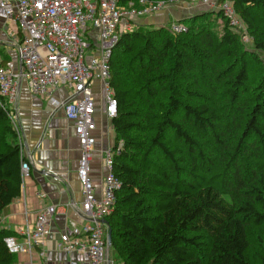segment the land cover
<instances>
[{
    "label": "trees",
    "instance_id": "1",
    "mask_svg": "<svg viewBox=\"0 0 264 264\" xmlns=\"http://www.w3.org/2000/svg\"><path fill=\"white\" fill-rule=\"evenodd\" d=\"M230 2L252 49L206 10L178 22L186 33L140 24L113 50V261L264 264V0ZM23 159L0 97V218L22 194ZM13 235L0 230V264H16Z\"/></svg>",
    "mask_w": 264,
    "mask_h": 264
},
{
    "label": "built area",
    "instance_id": "2",
    "mask_svg": "<svg viewBox=\"0 0 264 264\" xmlns=\"http://www.w3.org/2000/svg\"><path fill=\"white\" fill-rule=\"evenodd\" d=\"M198 3L208 10H219L231 27L242 31L245 43L250 37L245 24L237 15L230 0H170L150 2L131 0H0V19L5 21L9 34L8 43L14 47L15 61L0 66V97L4 106L10 107L19 97L23 81L31 94L53 102L64 109L66 117L74 125L81 143L79 179L82 184L83 226L72 223L60 235L58 249L65 253L78 252L88 264H111L107 242L108 227L102 223L110 216L116 205L122 182L113 173V159L118 149H111L105 157L108 174L104 178L103 193L98 197L90 177L91 161L96 145L93 135L97 129L96 103L93 98V83L101 82L103 110L113 120L118 112L116 93L112 86L113 50L119 37L131 33L142 19L159 15L166 9L182 4ZM92 27L87 26V22ZM174 34L186 33L182 23L172 22ZM61 87H69L70 96L61 102L55 94ZM14 125V124H13ZM23 180L30 178V163L22 153ZM26 159V160H25ZM56 206H50L36 216V225L26 234V242L7 237L5 242L13 254L34 252L45 259L46 239L52 232Z\"/></svg>",
    "mask_w": 264,
    "mask_h": 264
},
{
    "label": "crops",
    "instance_id": "3",
    "mask_svg": "<svg viewBox=\"0 0 264 264\" xmlns=\"http://www.w3.org/2000/svg\"><path fill=\"white\" fill-rule=\"evenodd\" d=\"M191 6L193 4L184 3L180 7L166 9L159 15L142 19L140 24L160 25L171 19L191 17L194 11L204 12L206 9L204 5ZM4 26L5 21L0 19V60L15 61L16 51L8 43L9 34ZM92 90L96 103L97 129L93 133L96 145L90 177L96 195L101 197L104 178L108 174L105 157L114 148L116 134L112 120L108 119L103 110L99 80L94 81ZM69 96V87H61L55 94V100L61 102ZM11 109L18 144L30 163L31 176L24 180L21 196L4 209L0 218V230L13 233L11 237L25 243V234L35 228L37 214L47 207H57L52 232L44 247L45 259L37 256V250L33 260L28 254H17L16 264H88L82 254L65 253L58 249L60 235L66 227L72 223L78 226L87 223L82 211V184L78 174L81 143L74 125L67 119L63 108L33 96L26 81H23L18 100L11 105ZM110 261L111 264H120L111 259Z\"/></svg>",
    "mask_w": 264,
    "mask_h": 264
},
{
    "label": "rangeland",
    "instance_id": "4",
    "mask_svg": "<svg viewBox=\"0 0 264 264\" xmlns=\"http://www.w3.org/2000/svg\"><path fill=\"white\" fill-rule=\"evenodd\" d=\"M190 4H193V6H191V7H194V5H199L198 3H190ZM196 8V7H195ZM197 11H199V10H196V11H194L193 12V16H195V15H197L198 14V12ZM205 11H206V9H205ZM199 13H201V11H199ZM181 20H183V19H181V18H178V19H171L170 20V22L169 23H171V22H180ZM185 26H186V28L188 29V25L187 24H184ZM87 26L88 27H92V23L90 22V21H88L87 22ZM251 39H250V42H248V43H246V46L248 47V48H250V49H252V44H251ZM112 260V258H110V250H109V260ZM113 261V260H112ZM110 263H111V261H110Z\"/></svg>",
    "mask_w": 264,
    "mask_h": 264
},
{
    "label": "water",
    "instance_id": "5",
    "mask_svg": "<svg viewBox=\"0 0 264 264\" xmlns=\"http://www.w3.org/2000/svg\"><path fill=\"white\" fill-rule=\"evenodd\" d=\"M102 223H104V224L108 227V222H107V220L102 221ZM107 242H108L109 250H110V247H111V245H112V234H111V230H109V227H108Z\"/></svg>",
    "mask_w": 264,
    "mask_h": 264
}]
</instances>
